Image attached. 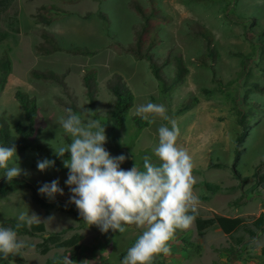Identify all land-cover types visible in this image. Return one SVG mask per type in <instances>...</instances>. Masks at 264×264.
I'll list each match as a JSON object with an SVG mask.
<instances>
[{
  "label": "rangeland",
  "instance_id": "obj_1",
  "mask_svg": "<svg viewBox=\"0 0 264 264\" xmlns=\"http://www.w3.org/2000/svg\"><path fill=\"white\" fill-rule=\"evenodd\" d=\"M136 1L146 7L145 0ZM156 1L162 12L170 17V22L160 26L159 43L153 53L156 57H163L168 50L178 53L187 69V75L169 93L165 102L147 63L134 60L125 53L117 54L109 45L110 40L121 45L131 42L132 30L139 24V19L127 8L129 0H11L8 3L0 18V30L9 32L17 27L18 33L9 34L0 44V53L6 51L10 63V72L0 93V116L10 128L15 122L22 123L23 114L13 93L18 89L32 96L37 107L35 127L39 129L41 143L47 148L46 154L29 152L18 156L19 166L29 173L21 176L46 201H69V189L65 186L68 169L63 160L69 159L70 154L66 153L61 159L54 152L71 143L72 137L65 133L59 122L67 114L65 106L69 98L74 100L79 115H84V109H88L80 78L83 70L92 68L97 83L94 107L97 116L92 114V119L104 125L112 101L105 82L112 74L122 78L133 97L125 121L113 130L105 126L107 143L104 147L113 157L121 154L127 157L120 166L122 169H131L135 163L142 170L144 156L158 163L154 155L158 146V129L161 125L170 127L169 122L148 114L147 126L131 141L134 129L130 117L137 115L139 105L148 102L163 104L167 115L177 121L180 129L178 146L188 151L194 163L192 174L197 178L194 195L199 198L195 216L201 219L215 215L238 217L249 223L264 213V96L256 92L247 94L246 102L253 103L246 110L247 134L242 153L230 170L232 142L240 130L233 100L236 81L243 74L246 59L254 61L248 65L245 84L264 86V35L259 38L262 50L257 58L258 45L254 43V36L264 28V0H236L228 11V19L223 16V9L232 0ZM99 14L106 17V23ZM192 22L200 24L212 35L216 50L212 66L218 84L211 81L208 68L195 63L202 53V46L200 40L186 30V24ZM250 23L253 24L249 27ZM41 30L51 34L63 51L48 55L37 53L34 46L41 42L38 38ZM68 47L96 52L89 57L71 55L64 50ZM30 70L64 73L69 97L55 84L30 79ZM163 72L165 77H170L171 67L166 66ZM186 99H196V103L188 110L174 114ZM98 109L104 111H96ZM84 118L88 117L85 115ZM45 158L55 160V165L41 173L37 170V161ZM12 163L9 162L10 167ZM57 179L64 190L63 196L49 200L39 193L43 184ZM205 184L216 185L217 190L211 194ZM25 204L30 213L35 212L42 220L50 215L55 220L52 224L41 222L45 231L43 235H18L27 245L18 254L19 264H58L59 258L65 261L64 257L68 256L75 264L84 260L90 264H121L128 249L144 231L136 225H125L127 230L122 234L111 230L101 233L96 226L85 221L76 222L69 215L43 211L32 203L27 190L0 198V216L24 223L18 220V216L27 210ZM47 234H56L60 240L78 235L80 240L70 249L50 246L48 252L40 254L35 245ZM239 235L240 231L232 234L233 237ZM170 248V255L157 256L153 264H264L262 233L235 247L230 236L219 228L213 226L199 235L193 222L189 229L177 231L175 239L170 241Z\"/></svg>",
  "mask_w": 264,
  "mask_h": 264
},
{
  "label": "clouds",
  "instance_id": "obj_2",
  "mask_svg": "<svg viewBox=\"0 0 264 264\" xmlns=\"http://www.w3.org/2000/svg\"><path fill=\"white\" fill-rule=\"evenodd\" d=\"M65 111L67 115L59 123L72 141L54 154L61 159L70 154L69 159L63 160L68 169L65 181L70 193L68 202L75 205L86 223L96 226L101 233L111 230L122 234L127 230L125 225L144 229L121 264H153L157 256L170 255V241L175 239L178 230H187L193 225L199 204V198L194 195L197 178L192 174V157L177 144L180 136L177 121L167 115L163 104L139 105L137 115L144 119H148V114L159 116L170 127L161 125L158 129V146L154 149L158 163L144 156L142 170L135 163L131 169L124 170L120 166L127 157L123 154L113 157L104 147L105 125L91 118L95 111L86 108L84 115H77L71 108ZM18 159L14 143L0 145V168L5 169L6 181L29 175L19 166ZM54 165L52 159L38 160L37 170L43 173ZM38 191L49 200L64 195L58 179L43 184ZM26 209L20 212L18 220L28 225L52 224L55 220L52 215L42 220L35 212L30 213L27 205ZM20 226L18 223L17 227ZM26 247L25 240L18 238L16 231L0 227V254L5 258L19 254ZM65 264L75 262L68 256ZM81 264H90V261L84 260Z\"/></svg>",
  "mask_w": 264,
  "mask_h": 264
},
{
  "label": "trees",
  "instance_id": "obj_3",
  "mask_svg": "<svg viewBox=\"0 0 264 264\" xmlns=\"http://www.w3.org/2000/svg\"><path fill=\"white\" fill-rule=\"evenodd\" d=\"M11 0H0V18L5 11L6 6ZM198 1V0H196ZM146 7H142L136 0H129L127 8L132 11L139 19V24L132 30L131 42L126 45H121L118 42L110 40V47L115 53H125L131 56L134 60H143L147 63L149 72L153 79L158 83L159 93L163 99V102L168 98L169 93L178 86L185 76L187 75V69L184 66L182 57L178 53H172L166 51L163 57H156L153 53V49L159 43L158 32L161 25L168 24L170 17L162 12L158 7L156 0H145ZM236 0H232L224 6L223 16L228 19V11L231 6L234 5ZM101 20L106 23V17L99 14ZM250 23L248 26H252ZM186 30L189 34L198 38L201 42L202 53L195 59V63L201 67L208 68L211 72V81L214 84H218V80L215 79L213 64L216 58V50L214 47L212 35L203 26L196 22L186 24ZM11 33H18L17 27H13L9 32L0 30V44ZM264 35V28L254 36V43L258 45L256 58L259 56L262 45L259 43V38ZM38 38L40 43L34 46V50L41 55H48L51 53L63 51V47L59 46L56 39L44 30L39 31ZM66 53L78 56H93L95 50H89L87 48L68 47L64 49ZM255 58V59H256ZM254 59H246L243 61L244 71L243 74L236 81V97L233 100L236 106L237 124L239 126V132L235 135L232 142L231 153V167L237 162L240 154L242 153V144L247 134V108L253 106V103H247V94L250 92H256L257 94L264 96V86L257 83L245 84V76L248 72V65L252 64ZM166 66L171 67L170 77H165L163 68ZM10 72V63L6 55V51L0 53V93L2 92L6 83L7 76ZM95 70L88 68L83 70L80 84L82 87L83 95L87 103L89 110L95 111V102L97 95V83L95 79ZM65 74H56L51 71H38L30 70L29 78L45 83H52L61 88L65 96L69 97L66 93V87L64 85ZM245 84V85H244ZM105 88L111 96V107L104 117V125L107 129L113 130L119 127L126 118L127 112L132 107V94L124 81L118 74H112L105 82ZM204 91V90H202ZM13 98L20 106L23 114V122H15L12 128L9 127L6 120L0 116V145L9 146L15 144L17 149V156H23L29 152H35L36 154H46L47 148L41 143L39 139V129L35 127L37 119V107L35 99L29 96L26 92L21 90H15ZM196 103V99L183 100L177 107L174 114L182 113ZM67 108H71L74 113L79 115V109L77 108L73 99L69 98ZM67 115V114H66ZM97 116L96 113H93ZM131 125L133 126V133L131 141L137 136L139 131L147 126V121L139 115H133L130 117ZM232 164V165H231ZM2 169V168H0ZM5 169L0 172V198H4L18 190H27L30 193V200L40 209L45 212L53 211L65 215H69L76 222H84L80 216L78 210L74 204L61 201H46L40 197L32 186L20 176L12 181H6L4 179ZM235 176L236 173H233ZM205 188L212 194L217 190L216 185H207ZM207 198H204L206 200ZM194 226L196 232L200 235L203 232L213 226L219 228V230L230 236L231 241L235 247L240 246L244 241L256 238L259 233L264 234V213H260L258 217L249 223L243 222L241 218H226L222 216H213L208 219H201L195 216ZM18 222L13 218H3L0 216V227L12 228L17 232V235L26 236H40L45 233L42 223L28 225L25 223H19L21 226L17 227ZM240 231V235L233 237L232 234ZM245 237V239H244ZM80 240L78 235H72L68 239L60 240V237L56 234H47L44 236L40 243L35 247L40 254H45L49 251L50 246L56 248L70 249L75 246ZM261 255L264 257V248L261 249ZM65 259V257H64ZM72 260V259H70ZM58 264H65L63 258L58 259ZM19 264L20 257L18 254H9L7 258L3 254H0V264ZM106 264V263H103Z\"/></svg>",
  "mask_w": 264,
  "mask_h": 264
}]
</instances>
